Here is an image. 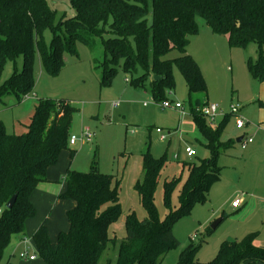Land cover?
I'll return each mask as SVG.
<instances>
[{
	"label": "trees",
	"instance_id": "1",
	"mask_svg": "<svg viewBox=\"0 0 264 264\" xmlns=\"http://www.w3.org/2000/svg\"><path fill=\"white\" fill-rule=\"evenodd\" d=\"M49 1L0 0V103L9 96L21 103L34 90V50L46 70L57 76L65 67V55H77L76 42L89 44L81 35L84 31L102 38L106 52L104 83L117 73L109 67L121 64L135 89L163 103L166 93L175 89L176 65L188 86L192 118L207 139L211 156L199 163L184 160L188 168L184 182L182 176L164 181L168 215L161 220L155 196L166 158L144 153L143 177L134 189L147 217L139 220L134 212L128 215L122 240L110 236L111 226L123 214L122 179L101 173L95 165L88 173L69 169L63 177L66 191L59 197L75 203L68 211L69 230L61 232L53 243L45 221L33 235L34 244L47 264H99L110 246L113 252L107 264H161L180 245L174 223L191 214L195 205L206 203L211 188L221 180L219 156L227 148L219 140L222 129L211 127L202 115L209 90L198 62L188 53L191 38L199 34L197 19L202 18L214 34L227 37L231 49L256 44L257 58L247 64L252 75L264 82V0H68L74 10L70 17L67 13L59 15ZM47 30L53 35L50 45L44 39ZM107 31L113 38H103ZM174 50L180 56L168 59ZM21 56L22 70L15 68L1 83L7 63L16 64ZM155 76L161 79L156 81ZM76 112L69 100H40L26 133L10 134L0 123V262L12 237L24 236L27 221L35 217L31 196L40 183L48 181L49 168L68 149ZM178 188L176 207L173 195ZM14 196L16 204L9 210L7 204ZM212 233L210 230L208 234ZM257 237L258 233H252L225 242L209 264H264V248L255 244ZM201 247L192 242L181 252L177 264H194Z\"/></svg>",
	"mask_w": 264,
	"mask_h": 264
},
{
	"label": "rangeland",
	"instance_id": "2",
	"mask_svg": "<svg viewBox=\"0 0 264 264\" xmlns=\"http://www.w3.org/2000/svg\"><path fill=\"white\" fill-rule=\"evenodd\" d=\"M49 2L59 15H74L68 0ZM197 22L199 34L191 38L189 55L196 59L204 75L209 90L208 103L220 107L216 121L206 122L215 129H222L219 140L226 144L228 153L220 158L221 180L211 188L208 201L195 205L191 214L174 223L173 232L180 245L161 264H177L181 252L192 242L202 246L194 264H209L218 257L225 242L243 239L247 235L245 232L254 227L257 228L256 233L264 238V198L254 197L253 186L247 185L264 182V167L243 159L246 150L259 146L256 157L264 160V128L261 124L264 107L256 97L260 93L261 82L252 75L247 64L250 59L256 60L257 45L252 43L247 49H231L227 37L214 34L202 18L199 17ZM103 33L104 39L113 38V33ZM81 35L87 37L89 44L77 41V55H65V67L57 76H52L46 70L37 50H34V90L23 97L21 103L15 96H9L0 103V123L8 133L19 135L28 131L40 100H69L77 109L70 136L79 138L76 146H69L68 143V149L61 152L57 164L51 168L55 182L48 184L46 190L42 189L45 193L36 196L34 202L31 200L36 215L27 221L26 234L21 236L24 239L12 237L0 264H47L37 251L33 235L45 221L53 243L57 242L61 232L69 230L68 211L74 202L59 199L64 193L60 190L64 188L63 177L68 169L88 173L95 165L101 173L122 179L120 203L123 214L110 228V236L122 240L126 237L125 221L128 215L134 212L139 220L147 217L134 189L136 182L143 177L144 153L150 151L155 158H166L155 196L161 220L168 215L164 206V181L182 176L184 182L188 176L184 160L199 163L201 159L211 156L208 142L192 118L188 86L176 65L173 66L175 89L166 93L165 99L180 103L182 112L163 109L162 102H156L150 93L135 89L128 81L130 76L122 71L121 64L109 67L116 69L117 73L110 82L104 83L106 52L102 38L84 31ZM44 39L47 45L51 44L53 35L50 30L45 32ZM179 56L174 50L167 58L172 60ZM23 63V56L17 59L16 64L8 62L1 83L12 76L15 68L21 71ZM115 102L119 103L117 107H113ZM231 105H239L241 116L247 122L246 129H237V118L234 116L224 123ZM246 112L250 116L245 115ZM157 129L166 134L165 140L161 139ZM87 134L92 136V141L86 140ZM244 136L251 138L254 145L243 148L237 140ZM187 147L196 152L194 158H183ZM179 190L173 195V205L176 207ZM236 199L241 201L239 210L233 209ZM224 214L225 220L209 235L213 224ZM23 252L28 257L35 256L36 261L23 260L20 257ZM112 252L110 246L99 264H107Z\"/></svg>",
	"mask_w": 264,
	"mask_h": 264
},
{
	"label": "built area",
	"instance_id": "3",
	"mask_svg": "<svg viewBox=\"0 0 264 264\" xmlns=\"http://www.w3.org/2000/svg\"><path fill=\"white\" fill-rule=\"evenodd\" d=\"M128 81H130V79H128ZM118 102L113 103V107H117L118 106ZM163 107V109H175V110H180L183 109V106L180 103H173L169 100H166L162 103L161 105ZM202 115L209 120L211 123H214L216 121V119L219 117L220 115V107L217 104H207L206 107H204L202 109ZM231 116H234L237 118V129L242 130L246 127L247 122L246 120L240 115V107L239 105H231V111L230 114ZM157 133L161 135V139L165 140L166 139V134L161 130V129H157ZM86 136V140L88 142L92 141V136L91 135H85ZM79 141L78 136L76 135H71L70 139H69V146H76L77 143ZM253 142V140L251 138H247V137H243L241 140V144L243 146V148H246L249 144H251ZM185 154H186V158H193L194 156H196V152L191 148V147H187L185 149ZM177 158H180L179 156ZM241 206V201L240 199H236L233 202V207L234 208H239ZM20 257L23 260H30V261H34L36 259L35 256H30L28 257V254L26 252H23L20 254Z\"/></svg>",
	"mask_w": 264,
	"mask_h": 264
},
{
	"label": "crops",
	"instance_id": "4",
	"mask_svg": "<svg viewBox=\"0 0 264 264\" xmlns=\"http://www.w3.org/2000/svg\"><path fill=\"white\" fill-rule=\"evenodd\" d=\"M190 45H191V43H190ZM189 48H190V46H189ZM188 53H189V49H188ZM196 60V59H195ZM199 64V63H198ZM200 66V65H199ZM259 92L260 93H258V95L256 96L258 99H259V102H260V104H261V107H264V82H261V87H260V89H259ZM255 97V96H254ZM253 97V99H255ZM209 99V98H208ZM175 110V109H174ZM263 110H264V108H263ZM176 111H180V112H182V110H176ZM184 114V113H183ZM240 115H241V112H240ZM245 115H247V116H250V114H249V112H246L245 113ZM228 116H231V115H229L228 114ZM262 127L264 128V118H262ZM185 126V125H184ZM189 126H191L190 128H193V126L192 125H189ZM248 127V126H247ZM246 129V128H245ZM239 130V129H238ZM168 134H170V133H168ZM245 135H247V134H245ZM244 137H246V136H244ZM243 138V137H242ZM207 140V139H206ZM237 142L238 143H241V141L239 142L238 140H237ZM223 145H226L225 143H223V142H221ZM254 144H251V146H253ZM250 146V147H251ZM227 149V148H226ZM226 149H223L222 151H221V154H220V156H219V161H220V158H222V157H224V156H227V151H226ZM259 150V146H253V147H251L249 150H246L245 152H244V157H243V159L245 160V161H247V162H252V163H254V164H257L258 166H259V164H260V167H264V160H260L259 158H257L256 157V153H257V151ZM195 157V156H194ZM193 157V158H194ZM183 158H186V157H183ZM201 160H203V159H201ZM53 167V166H52ZM52 167H50L49 168V170H48V173H47V179H48V181L47 182H42V183H40L38 186H37V189L34 191V193H33V195L31 196V200L34 202L35 201V197L37 196H40V195H43L44 193H45V191H42V189H44V190H46V186L48 185V184H51V183H54L55 182V178H54V174H53V171H52ZM69 170V169H68ZM67 170V171H68ZM249 187H251V186H253V193H256V194H254L255 196L254 197H262V198H264V182L263 181H258V182H254V183H250V184H247ZM61 192H65L66 191V183L64 182V188H62L61 190H60ZM75 207V203H74V205H73V207L72 208H74ZM71 208V209H72ZM233 209H236V210H239V209H241V206L239 207V208H234L233 207ZM263 225H264V222H263ZM40 227V226H39ZM255 229H257L256 227H254L253 229H251V230H248L247 232H245V233H247V235L248 234H252V233H256V231H255ZM246 235V236H247ZM21 239H24V238H22V237H20ZM255 244L257 245V246H259L260 248H264V238L263 237H261V236H259V233H258V237H257V239L255 240ZM30 261V260H29ZM34 261H36V259L34 260ZM34 261H32V262H34ZM246 264H263V263H257V262H249V263H246Z\"/></svg>",
	"mask_w": 264,
	"mask_h": 264
},
{
	"label": "water",
	"instance_id": "5",
	"mask_svg": "<svg viewBox=\"0 0 264 264\" xmlns=\"http://www.w3.org/2000/svg\"><path fill=\"white\" fill-rule=\"evenodd\" d=\"M55 2L59 1V0H54ZM154 79L157 81V80H160L161 77H158V76H155ZM242 140V138H239L238 141L240 142ZM16 201H17V196H14L10 201L9 203L7 204V209H13L15 204H16ZM223 217L218 219L212 226V231H215L219 226L220 224L223 222Z\"/></svg>",
	"mask_w": 264,
	"mask_h": 264
}]
</instances>
